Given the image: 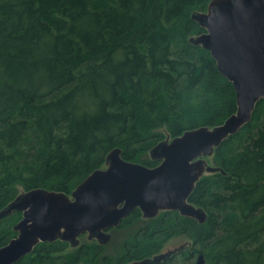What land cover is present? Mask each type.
Returning <instances> with one entry per match:
<instances>
[{
    "label": "trees",
    "instance_id": "1",
    "mask_svg": "<svg viewBox=\"0 0 264 264\" xmlns=\"http://www.w3.org/2000/svg\"><path fill=\"white\" fill-rule=\"evenodd\" d=\"M213 0H0V212L22 193L69 196L115 149L155 168L151 151L188 131L215 128L237 113L233 83L191 39L193 19ZM219 169L189 203L204 223L137 209L101 245L41 243L18 264H131L154 258L177 236L192 239L185 261L264 264V98L242 130L203 158ZM23 214L0 220V249ZM128 239L104 255L118 233ZM104 261V262H103Z\"/></svg>",
    "mask_w": 264,
    "mask_h": 264
},
{
    "label": "water",
    "instance_id": "2",
    "mask_svg": "<svg viewBox=\"0 0 264 264\" xmlns=\"http://www.w3.org/2000/svg\"><path fill=\"white\" fill-rule=\"evenodd\" d=\"M193 19L206 32L190 42L209 51L221 74L233 83L237 113L215 128L202 127L160 143L151 151V158L160 161L155 168L127 162L115 149L107 167L93 172L71 196L44 189L22 193L0 212V220L14 212L23 214L14 228L17 237L0 249V264H18L41 243L62 241L78 247L82 235L107 245L108 230L118 228L137 209L145 219L179 212L206 221L205 211L189 203L200 180L219 171L203 158L212 157L249 124L264 98V0H213L207 12L195 13ZM174 253L131 264H161ZM195 264H206L204 256Z\"/></svg>",
    "mask_w": 264,
    "mask_h": 264
},
{
    "label": "rangeland",
    "instance_id": "3",
    "mask_svg": "<svg viewBox=\"0 0 264 264\" xmlns=\"http://www.w3.org/2000/svg\"><path fill=\"white\" fill-rule=\"evenodd\" d=\"M128 239L126 231L118 233L117 238L109 245L103 252L104 255H111V257L117 256L122 250V244ZM192 244V239L189 236H177L170 240L164 247L161 254L169 253H179V250L186 248L185 250H190V245ZM174 253V254H176ZM173 254V255H174ZM172 255V256H173ZM184 254L176 256L169 264H195L196 259L189 262L185 261ZM104 262V261H103Z\"/></svg>",
    "mask_w": 264,
    "mask_h": 264
},
{
    "label": "flooded vegetation",
    "instance_id": "4",
    "mask_svg": "<svg viewBox=\"0 0 264 264\" xmlns=\"http://www.w3.org/2000/svg\"><path fill=\"white\" fill-rule=\"evenodd\" d=\"M114 229V228H113ZM112 229L108 230V232H110Z\"/></svg>",
    "mask_w": 264,
    "mask_h": 264
}]
</instances>
